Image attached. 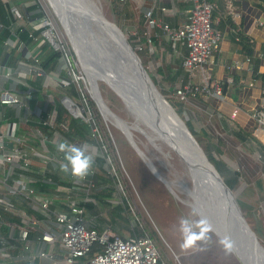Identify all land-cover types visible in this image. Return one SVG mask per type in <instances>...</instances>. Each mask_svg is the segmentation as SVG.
Listing matches in <instances>:
<instances>
[{"label":"built area","instance_id":"built-area-1","mask_svg":"<svg viewBox=\"0 0 264 264\" xmlns=\"http://www.w3.org/2000/svg\"><path fill=\"white\" fill-rule=\"evenodd\" d=\"M31 1L37 7L28 12ZM182 1L190 7L179 26L154 18L151 11L145 19L173 47L184 49L181 67L192 75L212 62L222 35L214 27L216 3ZM0 2L10 4L15 23L5 27L0 22V264H33L36 259L45 260L42 264H166L142 228L120 236L88 218L87 206L100 205L94 195L111 189L113 195L119 185L110 129L105 134L99 122L100 117L106 124L104 114L50 4ZM18 28L26 31L28 43L19 39ZM144 40L134 49L151 52V39L144 35ZM49 50L59 58L43 68L39 53ZM169 92L183 104L199 94H222L218 82L191 80ZM251 115L264 128V105ZM71 120L80 127V137L69 136ZM63 140L83 144L94 155L85 179L60 170L64 153L56 145Z\"/></svg>","mask_w":264,"mask_h":264},{"label":"crops","instance_id":"crops-1","mask_svg":"<svg viewBox=\"0 0 264 264\" xmlns=\"http://www.w3.org/2000/svg\"><path fill=\"white\" fill-rule=\"evenodd\" d=\"M214 1L218 6L214 26L222 38L212 62L192 75L181 67L184 49L173 47L158 30L149 28L145 19L146 12L151 11L154 18L179 26L190 4L182 0H123L125 12L119 16L120 26L141 43L144 35L151 39L154 60L149 69L165 81L162 86L168 92L186 80L198 85L220 83L221 97L199 94L189 98L181 116L204 140L224 173L236 181L241 207L263 243L264 128L257 126L251 114L264 105V0ZM101 194L94 195L99 206H87L88 218L98 228L109 227L122 236L132 234L136 229L126 230L129 221L125 218L129 217L126 212L118 216L119 205L112 202L114 193L109 197ZM103 211L107 215L101 216ZM44 261L36 259L33 264Z\"/></svg>","mask_w":264,"mask_h":264},{"label":"water","instance_id":"water-1","mask_svg":"<svg viewBox=\"0 0 264 264\" xmlns=\"http://www.w3.org/2000/svg\"><path fill=\"white\" fill-rule=\"evenodd\" d=\"M56 11L63 12L64 17L70 18V22L73 19H81V23L87 24L90 16L88 12H93L103 19L105 24L94 42L88 44L86 37L77 35V39L85 42L86 47L80 45L74 48L71 44L86 76L89 77L88 71L93 73V76L95 70L108 73L113 87L106 86L121 101L127 112L132 116H140L154 137L160 139L162 146L171 150L173 156L187 167L200 193H204L207 207L205 215L212 228L210 233L219 241L224 236L230 237L233 242L230 253L237 262L264 264V246L246 220L237 194L209 162L183 119L155 86L123 29L113 19L105 17L94 0H60ZM68 37L70 39V36ZM93 78L103 80L95 76ZM96 80L91 87L101 106L122 126L126 127L132 123L120 119L109 110L101 98ZM128 142L151 174L172 194L169 187L171 183L159 178L153 165L144 161L137 146L129 140Z\"/></svg>","mask_w":264,"mask_h":264},{"label":"rangeland","instance_id":"rangeland-1","mask_svg":"<svg viewBox=\"0 0 264 264\" xmlns=\"http://www.w3.org/2000/svg\"><path fill=\"white\" fill-rule=\"evenodd\" d=\"M94 1L106 18L115 21L110 0ZM45 2L47 1L45 0ZM124 33L128 40L129 36L133 35L128 31H124ZM138 41V38L131 39L130 44L133 42L136 44ZM148 73L154 76V73L151 71ZM154 78L158 79L159 77L154 76ZM97 83L101 98L109 110L120 119L131 122L133 116L127 112L121 101L104 82L98 81ZM159 83H161L162 90H164L163 93L174 98L166 88H163V83L160 81ZM159 91L164 96L162 91ZM164 97L166 98V96ZM95 111L97 112L96 106ZM99 122L103 132L107 134L109 128L110 135L112 136V140H108V143L115 161L114 167L119 182L117 191L114 192V196L112 197V202L113 204L118 203V205H122V203L126 204V212L128 211L131 215V219L128 220L129 222H126V230L131 228V226L133 228H142L146 233L149 232V229L153 230L157 239V242L155 241L156 247L159 250L161 259L166 264H239L234 256L230 252L225 251L219 240L216 237L214 238V235L212 236L210 232V235L207 234V239L198 242L195 247L187 250L181 249V219L187 217L194 224L199 219L198 216L191 215L192 209L179 203L167 191L165 186L151 174L144 162L134 152L127 139L116 127L108 121H106V126L100 117ZM135 142L143 156L152 163L157 173L164 180L175 184H179L181 181L187 182V177L184 174L185 170L176 158L162 156L142 138L137 136L135 137ZM174 190L177 191L176 193H180V195L178 193V196L182 200L187 201V197L179 186L175 187ZM103 208L106 210L107 207L104 206ZM103 215H107V211H103L101 216ZM128 217L130 216L128 215ZM245 218L249 221L246 214ZM119 235L122 236L121 234Z\"/></svg>","mask_w":264,"mask_h":264},{"label":"bare ground","instance_id":"bare-ground-1","mask_svg":"<svg viewBox=\"0 0 264 264\" xmlns=\"http://www.w3.org/2000/svg\"><path fill=\"white\" fill-rule=\"evenodd\" d=\"M46 1L50 4L53 12L58 17L59 22H60V26L64 30L65 35H66L69 43L72 44L74 46V48H78V46H80V45H81V47L82 46L86 47L85 42H81L80 40L77 39V37H76L77 35H81V36L86 37L88 40V44H91L92 42L95 41V37L98 35V32L100 30H102V28L105 24L103 19L99 15H94L93 9H91L93 11L92 13L88 12V14L90 16H89V20H88L87 24H84L83 22L81 23L80 22L81 19L80 20H76V19L74 20L73 19L70 22L68 20L70 18L64 17V14H62L63 12L58 13V11H56L57 4L60 2V0H46ZM71 30H72V33H70ZM68 36H70L71 41H70ZM88 46L91 48V50L93 49L92 46H90V45H88ZM89 53L91 54L90 51H89ZM88 74H89V77L88 76L87 77L89 78L91 85H94L93 81L96 79H94L93 76H95L97 78L103 79L105 82L103 80H101V82H104L107 86L113 87L108 73H105L103 71H101V73H100L97 70H95L93 76L91 75L93 73H91L89 71H88ZM96 81H99V79H97ZM96 102L99 106V109L104 114L106 121H108L110 124H112L114 127H116L123 134V136L127 139V141L129 140L132 144L137 146V143L135 142V137L137 136L139 138H142L147 144H149L156 152H158L162 156L167 157V158L174 157L171 150H167V148H164V146H162V144H161L160 139L156 136L154 137V134L152 133V131L146 125L143 124L142 118L140 116L133 114L134 119L132 120V123L128 124V126L125 127V126H122L121 124H119V122L114 117H112V115L110 113H108L107 110H105L101 106V104L98 102L97 99H96ZM137 148H138V146H137ZM143 159L147 163H151L145 156H143ZM151 165H152V163H151ZM181 165L183 166V168L185 170L184 174L187 177V182L181 181V182H179V184L178 183L175 184V183L171 182L169 187H170V190L172 192V195L175 197V199L180 200L183 203V205L188 206L189 208H192V210L193 209L198 210L199 215L201 217L206 218L205 214H206L207 207H206V201H205L204 193H200L197 185H195L194 177L189 172L187 167L182 163H181ZM158 177L162 178L160 175ZM166 182H168V181H166ZM178 186L182 190V192L185 194V196L187 197V201L182 200L178 196L179 192L176 193L177 191L174 190V188L178 187ZM179 195H180V193H179ZM214 231L216 232L215 229H214Z\"/></svg>","mask_w":264,"mask_h":264},{"label":"trees","instance_id":"trees-1","mask_svg":"<svg viewBox=\"0 0 264 264\" xmlns=\"http://www.w3.org/2000/svg\"><path fill=\"white\" fill-rule=\"evenodd\" d=\"M206 1L207 2H214L215 3L214 0H206ZM110 6L112 8V13H113V15L115 17V22L120 26L119 16L122 15V13L125 12L123 0H110ZM36 7H37V5L34 4L31 1V2H29V5L26 7V10L28 12H31V11L35 10ZM217 12H218L217 9L213 12V15H212L213 18L215 17V15H217ZM0 22L5 27H9V26L15 27L14 20L12 19V15L10 13V4L9 3L0 2ZM16 32H17L18 37H19L20 40L25 41L26 43L29 42V40L27 39V33H26L25 30H22L21 28H18L16 30ZM5 34L8 35V32L6 31ZM131 39L133 40V39H135V37L129 36V42H130ZM131 46L133 48L135 47L134 42L131 43ZM135 52L139 56L143 67L147 70V72H149L150 71L149 70V67L151 66V63L154 60L153 54L146 47H143L141 50H136L135 49ZM11 56L13 57V55H11ZM39 57L41 58V66L43 68H47L48 66L54 65L56 63V61L59 58V53L58 52H54V51L41 52V53H39ZM12 62H13V60L11 61V63ZM149 75H150V73H149ZM150 77H151L153 83L155 84V86L159 90H161L162 93H163L164 90H162L161 83H159V81L162 82V83L165 82V81L162 80V79H160V78L156 79V78H154V76H151V75H150ZM164 96H166V100L173 107V109L175 110V112L182 118L181 111H182V108H183V103L180 102L179 100L175 99V98H172V97L166 95V94H164ZM183 121H184V119H183ZM185 124H186L187 128L189 129V131L192 133V135L195 137L196 141L198 142L199 146L201 147V149L205 153V155H206L207 159L209 160V162L214 166V168L216 169V171L227 182V184H229L235 190V192H236V181L234 179H232L230 176L228 177L224 173L220 162H218L215 158H213L210 155V152L208 151V147H207L206 143L204 142V140L199 135H197L196 132H194L192 130V128L188 125L187 122H185ZM81 135H82V131H81L80 127H78L76 121L71 120L70 121V133H69V136L70 137H75V136H79L80 137ZM103 192H102V194H103ZM110 192H112V189L110 191L108 190L107 192H104V193H105V195L107 197H109L110 196V194H109ZM123 208H125L124 211H122ZM126 208H127V206H126L125 203H122V205H119V207L116 209L117 213L119 214L118 216H121L122 217V213H125L126 212ZM243 210L245 211L244 206H243ZM126 213H128V211ZM128 215L130 217L129 218H125L127 221L131 219V215L129 213H128ZM121 217H118V219L124 221V219H122ZM248 223H249V221H248ZM143 231L145 232L144 229H143ZM133 233H135V230L133 231ZM148 233H147V235L153 240V242L154 243H155V241L157 242V239L155 237V232L153 230H150L149 229V232ZM208 234L210 235V233H208ZM213 237L215 238V236H213ZM261 244L263 245L262 242H261Z\"/></svg>","mask_w":264,"mask_h":264},{"label":"clouds","instance_id":"clouds-1","mask_svg":"<svg viewBox=\"0 0 264 264\" xmlns=\"http://www.w3.org/2000/svg\"><path fill=\"white\" fill-rule=\"evenodd\" d=\"M56 147L59 152L64 153L65 162L60 165V170L79 180L85 179L95 162L94 155L89 153L83 144L69 143L67 140L61 141ZM191 215L199 216L198 210L193 209ZM211 230V224L207 218L201 217L194 224L187 217L182 218L180 221L181 249L187 250L195 247L198 242L205 241ZM219 242L225 251L232 250L233 242L230 237L224 236Z\"/></svg>","mask_w":264,"mask_h":264}]
</instances>
